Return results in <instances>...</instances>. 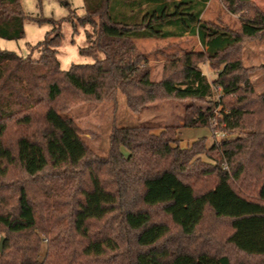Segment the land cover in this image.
<instances>
[{
	"label": "trees",
	"instance_id": "16d2710c",
	"mask_svg": "<svg viewBox=\"0 0 264 264\" xmlns=\"http://www.w3.org/2000/svg\"><path fill=\"white\" fill-rule=\"evenodd\" d=\"M82 1L81 17L70 9L62 21L31 18L51 29L27 45L37 59L0 50V264H264V93L240 56L264 37V11L218 0L239 15L232 30L203 18L211 0ZM27 18L21 0H0V39L21 40ZM63 21L84 28L79 55L92 62L61 69ZM183 37L200 50L152 80L135 42ZM201 63L217 72L213 82ZM119 91L133 113L188 101L181 128H209L222 107L217 129L237 136L181 149L177 127H120L99 157L66 113Z\"/></svg>",
	"mask_w": 264,
	"mask_h": 264
},
{
	"label": "rangeland",
	"instance_id": "374dc122",
	"mask_svg": "<svg viewBox=\"0 0 264 264\" xmlns=\"http://www.w3.org/2000/svg\"><path fill=\"white\" fill-rule=\"evenodd\" d=\"M251 3L258 9L264 11V0H251ZM82 0H21V7L27 19L24 22L25 31L21 40H2L0 39V50L11 51L22 58L30 55L31 58L37 59L39 52H29L27 45L35 46L42 41L46 34L51 31L48 24L37 26L31 18H47L62 21L69 16V10L74 9L78 17L84 15L82 9ZM203 18L210 22H216L226 28L237 30L240 27L239 15L230 14L221 5L218 0H211L205 9ZM61 42L58 47L57 60L60 62L62 70H68L72 63L87 64L92 62L90 58H84L79 55V49L84 47L85 37L84 28L67 22L61 23ZM137 48L150 59L151 79L158 81L162 78V70L166 62H174L181 55L194 53L200 50L198 41L190 37L181 39L165 40H143L136 41ZM241 65L250 72L249 80L258 94L264 93V37L246 41L240 52ZM200 69L209 82H213L217 77V72L212 70L207 63H201ZM218 95L220 89L217 88ZM188 101H178L167 99L151 103L141 111L133 113L125 104V98L121 91L113 97L96 101L88 99L76 103L72 109L66 113L77 123L80 134L85 139L91 151L99 157L107 156L109 150V136L114 128L148 126L152 128L151 134H158L162 128L168 126L177 127L175 137L176 143L173 145L181 149L189 148L194 142L202 138L206 139L205 147L210 149L215 143L220 141L231 142L237 135L222 134L213 135V130L209 128H181V118ZM222 107L214 109L212 112L214 120L221 118L220 112ZM228 113L227 110H224ZM218 120L215 131H219ZM209 131V132H208ZM211 133V134H209ZM221 133V132H219ZM126 154V151L122 149ZM197 158L212 163L204 154ZM66 214V208L60 207L57 217ZM162 216H156L155 220H162ZM44 255V246L40 259Z\"/></svg>",
	"mask_w": 264,
	"mask_h": 264
},
{
	"label": "built area",
	"instance_id": "2783aa9c",
	"mask_svg": "<svg viewBox=\"0 0 264 264\" xmlns=\"http://www.w3.org/2000/svg\"><path fill=\"white\" fill-rule=\"evenodd\" d=\"M216 126H217V120L212 119L210 128L213 130V135L214 136L217 134L222 135V133H219V131H215Z\"/></svg>",
	"mask_w": 264,
	"mask_h": 264
},
{
	"label": "water",
	"instance_id": "95a60500",
	"mask_svg": "<svg viewBox=\"0 0 264 264\" xmlns=\"http://www.w3.org/2000/svg\"><path fill=\"white\" fill-rule=\"evenodd\" d=\"M3 238H0V251L2 249Z\"/></svg>",
	"mask_w": 264,
	"mask_h": 264
},
{
	"label": "crops",
	"instance_id": "0c3cea01",
	"mask_svg": "<svg viewBox=\"0 0 264 264\" xmlns=\"http://www.w3.org/2000/svg\"><path fill=\"white\" fill-rule=\"evenodd\" d=\"M209 132V131H208ZM209 134H211V133H209Z\"/></svg>",
	"mask_w": 264,
	"mask_h": 264
}]
</instances>
